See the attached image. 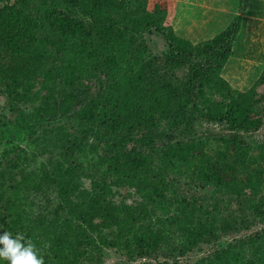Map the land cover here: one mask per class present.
Returning a JSON list of instances; mask_svg holds the SVG:
<instances>
[{
    "label": "trees",
    "instance_id": "16d2710c",
    "mask_svg": "<svg viewBox=\"0 0 264 264\" xmlns=\"http://www.w3.org/2000/svg\"><path fill=\"white\" fill-rule=\"evenodd\" d=\"M248 4L193 45L173 29L178 0H0V122L11 111L44 144L2 154L0 232L45 264H181L228 231L197 264H264V142L243 136L264 125V72L248 93L222 78ZM202 123L226 127L225 150H204ZM189 172L258 222L178 191L169 176Z\"/></svg>",
    "mask_w": 264,
    "mask_h": 264
},
{
    "label": "rangeland",
    "instance_id": "374dc122",
    "mask_svg": "<svg viewBox=\"0 0 264 264\" xmlns=\"http://www.w3.org/2000/svg\"><path fill=\"white\" fill-rule=\"evenodd\" d=\"M210 0H178V9H177V15L175 16L173 20V29L177 36L190 41L193 45L199 44V42L193 38V34H196L195 32V26H191L190 21V15L193 13L194 5L195 7L198 5L203 10L209 7ZM262 1V0H260ZM256 2H259V0H253L252 6L256 8L257 5ZM208 5V6H207ZM256 10V9H255ZM264 12L263 10H260ZM256 12H259L256 10ZM243 27V22H242ZM241 27V30H242ZM240 30V31H241ZM192 34V35H191ZM240 35V33H239ZM238 35V37H239ZM237 37V38H238ZM190 38V39H188ZM215 38V37H214ZM213 38V39H214ZM259 38V37H258ZM257 38V40H258ZM156 39L160 43H165V40L160 37H156ZM250 42H252L251 39H249ZM209 41V40H208ZM238 42V44L236 43ZM244 36H241V40H236L233 48L238 51L235 53L234 49L232 50V55L228 62L226 63L223 71H222V78L235 90H239L242 93H248L254 88L256 82L260 78V76L264 72V44L260 41L258 42H246L244 43ZM202 43V42H200ZM237 44V46H236ZM244 46H247L248 48H254V50L245 51ZM240 47V48H238ZM38 105V104H37ZM20 108L22 110H26V113H28L31 110L30 105H21ZM258 110L260 112V115L263 118L264 123V104L258 107ZM5 120L8 122L7 125H4L0 122V158L5 150H10L11 148H23L28 154H36L41 151L42 146L44 144L42 143H30L26 140V132L24 129V125L20 124L21 122L17 119L18 115L12 113L11 111H6L4 113ZM203 130L207 129V136L208 137H202V141L205 144L204 150L209 153H215L220 151H223L226 149L225 144L221 141V135L223 130H226L225 126L221 124L216 123H202ZM201 125V126H202ZM248 136L249 140L252 143H261L264 142V125L261 130L257 132H250L247 134H243V136ZM49 150V149H48ZM29 154V155H30ZM45 158L41 155H38L35 158L29 157V160L27 162H23L20 164L21 166L17 167L18 170L15 169L14 175L20 176V170L30 171L33 167L41 164ZM79 159L83 163H87V159L83 156H79ZM23 172V171H22ZM14 177V180L21 181L19 177ZM12 179V178H8ZM169 179L173 181L176 186H179L178 191H184V190H192L195 192L200 193L201 195H205L208 198V201L212 204L216 203V201L220 200L219 205V213H217V218L220 219V217L223 215V218L229 217L230 214H234L236 217L240 218V214L245 218H249L253 224L255 222H258V217L254 215L250 210L247 209L245 204L230 205L228 207L227 203L231 200V198L228 196L224 198L222 195L220 196L217 191H215L213 188L210 187H204L196 180H194L191 177V172L181 174L178 176V174H171L169 176ZM8 180V181H10ZM9 184V183H7ZM132 194H135V191H131ZM43 198V196H41ZM226 216V217H225ZM222 219V218H221ZM225 221V220H224ZM225 225V222H222ZM221 225V224H220ZM264 228V224H259L255 230ZM219 234L222 232L220 229L218 230ZM230 232L225 231L221 233L223 237L219 239V242L216 243L214 241L207 243V244H201L199 247H197L193 252L189 253L184 259H182L180 262L181 264H197L199 263L203 258H205L211 251H213L216 247H218L221 243L227 244L229 241V237L226 235ZM246 233V232H245ZM103 264H116L115 258H110L107 263ZM127 264L128 261H127Z\"/></svg>",
    "mask_w": 264,
    "mask_h": 264
},
{
    "label": "crops",
    "instance_id": "0c3cea01",
    "mask_svg": "<svg viewBox=\"0 0 264 264\" xmlns=\"http://www.w3.org/2000/svg\"><path fill=\"white\" fill-rule=\"evenodd\" d=\"M253 0H248L249 4L246 13L243 14V27L240 31V35L237 38L241 40V36H244V43L258 42L264 44V12L260 11L264 8V0L256 2V8L252 6ZM210 5L204 10L200 6L194 5L193 13L190 15L191 26H195L196 34H193L199 43L212 40L219 33L224 31L237 17L239 13L240 0H210ZM208 6V5H207ZM259 12H256V10ZM192 35V34H191ZM259 37V38H258ZM258 38V40H257ZM190 39V38H188ZM250 42V43H252ZM238 44V42H236ZM236 44V46H237ZM240 48V47H238ZM235 53L238 51L233 48ZM247 51H252L254 48H248L244 46Z\"/></svg>",
    "mask_w": 264,
    "mask_h": 264
},
{
    "label": "clouds",
    "instance_id": "9594fccd",
    "mask_svg": "<svg viewBox=\"0 0 264 264\" xmlns=\"http://www.w3.org/2000/svg\"><path fill=\"white\" fill-rule=\"evenodd\" d=\"M0 264H45L36 246L22 235L0 232Z\"/></svg>",
    "mask_w": 264,
    "mask_h": 264
}]
</instances>
